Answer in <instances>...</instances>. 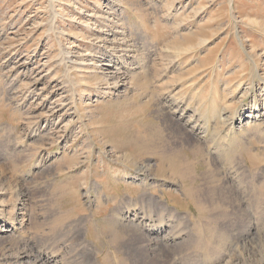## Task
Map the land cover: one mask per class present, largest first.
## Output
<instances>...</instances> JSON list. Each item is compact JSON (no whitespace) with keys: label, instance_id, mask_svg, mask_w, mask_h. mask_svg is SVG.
<instances>
[{"label":"rangeland","instance_id":"374dc122","mask_svg":"<svg viewBox=\"0 0 264 264\" xmlns=\"http://www.w3.org/2000/svg\"><path fill=\"white\" fill-rule=\"evenodd\" d=\"M262 107L264 0H0V264H264Z\"/></svg>","mask_w":264,"mask_h":264},{"label":"bare ground","instance_id":"6f19581e","mask_svg":"<svg viewBox=\"0 0 264 264\" xmlns=\"http://www.w3.org/2000/svg\"><path fill=\"white\" fill-rule=\"evenodd\" d=\"M115 84L117 86V83H115ZM176 103H174V108H175L174 111H181V115L183 113H185L186 112L185 110H187L188 108L185 106L186 108L181 109V107L178 104H176ZM253 108H254L253 111H258L259 110V108L257 106V103H255L253 105ZM261 110H264V107H262L260 109V111ZM211 112L220 114L219 116L218 115L212 116L213 115L212 114L211 115L212 116V120H214V118H216L215 116H218L217 118H219L220 120L221 119H224L223 118L224 116L221 117L222 116L221 114L224 113V112H221V113H219L217 111H211ZM263 112L261 114H263ZM261 114L258 112L256 115H254V117L252 116V114L249 115V116H245V117H250V118L253 117L254 122H253V119H251V120H249L247 122V124H243L242 123L243 122L242 120H244V116H243L244 113H243V109H240V111H238L233 117H231L229 119L227 118L228 120L226 119V120H223L222 121V123L226 124L227 131L225 130V132H221V129H215V128L213 130H211V132H209V129L206 128L208 126V123H207L208 121H205V123H204V120H202L203 123H199V120H197V119H200V118H198V117H195L196 120L193 119V118H191L189 120V122H192L193 123L190 126L191 131L194 132V130L197 129L198 130L197 133H202L201 137H204L202 143L206 144L207 147H209V149L211 151H214L215 149L218 148V150H217V152H218L220 150V148H222L224 146H227L228 148L233 149V146L236 145V142L237 141H239L238 138L240 139V137L241 136H244L245 134H248V133L254 132V131H256V132L259 131L260 132L263 129V128H261L262 125L258 122L259 116ZM209 121H211V120L209 119ZM139 148L141 149V152L142 153H147V150H150L152 152L158 153V152L155 151V148H156L155 144H153V146L151 144L148 145L144 140L141 141ZM166 151H167V146H165V154L158 153V155H159V165L155 169L157 171V173L160 176H163V177H166V178H178L179 181H181L182 186H183L182 192H184V194L187 195V197L194 198L195 199V204L197 203V206H200L201 204L207 203V198L205 197L206 196V193H203L204 197L202 198V200L201 199H196V196L198 194H200L201 187L198 186L197 178L196 177H194L192 179L189 178L188 171H189L190 168L192 170H194V171H197L196 166L193 165L192 163H190V156H187L186 158H182L180 156H175V155L166 156ZM150 169H151V166L148 165V164L142 165V168L140 169V172H139V174H140V180L139 181H140V184L143 187H146L148 185L147 184V180H148L147 178H148V171ZM174 170H177L178 173L175 174L174 173ZM166 172H170L171 175H169V176L164 175V174H166ZM225 174H230L229 167L225 168ZM133 215L136 216L135 214H133ZM142 218H143V216H142ZM134 220L135 219H133V221ZM164 224L165 225H163V226H159V227L154 226V228H152L153 226H151L150 224H147L144 221L145 229L146 230H150V231L155 230V232H156L157 235L161 234L165 230L163 228L166 227V221H164ZM148 226H150V227H148Z\"/></svg>","mask_w":264,"mask_h":264}]
</instances>
